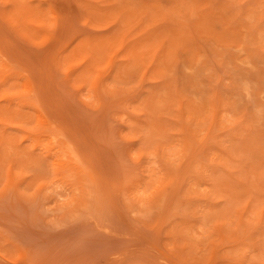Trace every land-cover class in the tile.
Instances as JSON below:
<instances>
[{
    "label": "rangeland",
    "instance_id": "374dc122",
    "mask_svg": "<svg viewBox=\"0 0 264 264\" xmlns=\"http://www.w3.org/2000/svg\"><path fill=\"white\" fill-rule=\"evenodd\" d=\"M0 264H264V0H0Z\"/></svg>",
    "mask_w": 264,
    "mask_h": 264
},
{
    "label": "bare ground",
    "instance_id": "6f19581e",
    "mask_svg": "<svg viewBox=\"0 0 264 264\" xmlns=\"http://www.w3.org/2000/svg\"><path fill=\"white\" fill-rule=\"evenodd\" d=\"M217 101V100H216Z\"/></svg>",
    "mask_w": 264,
    "mask_h": 264
}]
</instances>
